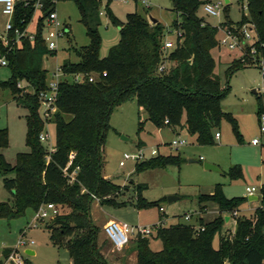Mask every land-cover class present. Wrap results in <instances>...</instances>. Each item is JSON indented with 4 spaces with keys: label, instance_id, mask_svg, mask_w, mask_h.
<instances>
[{
    "label": "trees",
    "instance_id": "trees-1",
    "mask_svg": "<svg viewBox=\"0 0 264 264\" xmlns=\"http://www.w3.org/2000/svg\"><path fill=\"white\" fill-rule=\"evenodd\" d=\"M109 1L107 14L119 27L120 38L107 56L100 57L96 17L100 1L74 0L89 43L76 51L78 61L66 60L60 66L63 74L82 73L84 77L79 81L58 82L57 110L52 119L56 142L52 152L39 139L43 121L37 114V94L46 88L42 55L54 51L47 49L42 38L43 18L53 4L44 2L33 39L21 35L15 42L14 30L24 32L34 12L32 3L25 5L24 0H17L7 43L0 39V53L10 69V76L0 86L9 88L15 102L27 109L28 147V151L16 153L14 163L7 162L1 150L8 146V133L6 128H0V170L12 174L11 178L4 179L12 202H0V217H16L27 208L36 211L43 203L68 206L67 213L54 216L45 225L50 242L66 248L71 264H114L101 252V244L97 242L99 231L90 213L94 198H100L116 186L101 173V151L110 128L111 110L134 100L155 125L162 126L167 119L166 125L194 135L198 143H211L212 129L222 117L231 120L236 131L235 121L221 107L226 89L221 88L211 55V50L218 45L219 26L239 27L249 20L255 33L254 56L264 63V0H240L245 2L247 18L236 23L226 20L218 25L204 22L196 13L206 0H171L175 13L172 30L180 35L175 36L174 46L168 52L162 48L166 33L160 21L136 11L127 13L125 20L119 21L109 12ZM243 57L251 58L249 47ZM165 59L171 65L159 71ZM240 65H244L240 58L231 62L232 69ZM90 74L95 75L92 81L88 80ZM20 80H25L32 92L21 93L17 86ZM256 102L259 117L264 112V93L256 96ZM70 153L73 158L67 165ZM180 162L178 154H158L136 164V169L178 166ZM229 171L231 179L242 176L239 166L230 167ZM261 191L264 194V185ZM244 199L226 197L222 186L217 184L211 193L200 194L198 203L213 202L221 212L228 213L237 209ZM107 201L100 200V203ZM155 203L139 199L138 206ZM162 220L160 217L155 230L162 243L159 251L150 248L149 236L135 235L132 245L137 256L135 264H264V206L256 207L249 218L236 216V228L231 236L220 233L224 222L221 214L210 221L197 217L198 229L190 224L164 227ZM215 234H218L216 247L212 244ZM11 250L2 251L6 259Z\"/></svg>",
    "mask_w": 264,
    "mask_h": 264
},
{
    "label": "rangeland",
    "instance_id": "rangeland-1",
    "mask_svg": "<svg viewBox=\"0 0 264 264\" xmlns=\"http://www.w3.org/2000/svg\"><path fill=\"white\" fill-rule=\"evenodd\" d=\"M221 2L223 7L218 16L211 15L200 4L197 15L204 22L218 25L226 20L233 23L247 18L245 2L240 0H210ZM149 7H145L141 0H111L108 3L109 12L119 21H124L126 14L138 12L145 16L157 19L165 26L166 40L175 39L172 30V21L175 13L172 10L171 0H147ZM106 3H102L97 14V33L100 44L98 53L100 57L108 55L110 48L118 43L120 38L119 27L114 24L106 10ZM55 12L61 25H66V32L58 38L57 47L51 53L42 55V67L46 70V81H50L54 73H57L58 81L71 80L69 74H63L61 64L70 60H79L77 50L89 43L85 25L80 19V13L74 0H59L56 2ZM41 10L36 8L28 24L25 33H35ZM9 15L2 12L0 4V39L7 35L6 23ZM47 29V26H45ZM219 32V39H222ZM168 52V50H165ZM214 59V72L220 79L222 89L226 93L221 101L222 110L230 115L236 123V131L231 120L222 117L212 129V142L200 144L195 136L185 130H178V134L171 127L163 124L157 126L148 119L146 110L138 107L134 100H127L115 106L109 115L110 128L105 135V142L101 151V173L111 180L116 186L109 193L94 198L90 206V213L98 228V244H101L103 253L110 263L124 262L127 252L132 249L135 236L130 235L129 243L121 251H113L111 246L102 236L101 222L114 220L133 227H152L159 224L162 217V225L169 227L175 224H190L197 226L195 217H202L205 221L214 218L210 204L203 210L198 203L200 194L213 191L215 185L222 186L226 197L240 196L244 201L237 209L238 217H251L256 207L264 206V194L261 191L264 185V136L260 134L257 115L256 96L260 94L264 86V76L261 69L254 65H244L232 69L231 62L238 60L242 52L238 48L230 49L222 42L211 50ZM239 63H241L239 61ZM167 69L171 62L167 59L163 62ZM10 69L0 65V82L8 79ZM22 92H32L25 80L19 81ZM255 90L253 92L252 90ZM42 106L38 105L37 114L41 117ZM27 109L15 102L7 87L0 86V128H6L8 133V146L1 151L9 163H14L18 152L28 151L26 145V121ZM42 132L48 135L44 145L54 147L56 142V128L52 120L43 122ZM219 132L218 138L214 133ZM183 138L186 143L172 148L169 142L174 138ZM259 138V143L253 145L251 140ZM152 148H157L158 153L151 155ZM138 149L144 154V158L135 160L129 158L124 165L119 162L124 153H135ZM178 154L181 162L176 165H164L136 169V164L151 160L158 154ZM207 162L217 169L205 168ZM239 166L242 176L231 179L230 167ZM12 174L0 170V202H12V194L4 184L5 178H11ZM144 185L138 189V186ZM246 187H253L255 200H249ZM169 195L177 196V199L169 202ZM139 199L147 202H156L152 205L138 206ZM108 200L110 202H102ZM114 202V203H113ZM163 208L162 211L158 207ZM61 213H67L70 209L66 205L59 207ZM233 210V211H234ZM232 212H223L230 216L227 221L224 218L220 233L223 236H231L236 228V221ZM202 213V214H201ZM185 214H192L191 219H185ZM224 217V215H222ZM47 221L37 223L35 211L27 208L23 214L16 217H0V262L12 264L3 256L4 249L17 248L23 262L29 264H71L66 248L63 245L55 246L50 242V232L45 225ZM36 224V225H35ZM101 236L103 239H101ZM20 238L32 239L33 244L19 245ZM218 234L213 238V246L216 247ZM149 246L153 251L162 248L161 240L153 231L149 236ZM32 249L29 254L26 249ZM123 256V257H122ZM123 258V259H122Z\"/></svg>",
    "mask_w": 264,
    "mask_h": 264
},
{
    "label": "built area",
    "instance_id": "built-area-1",
    "mask_svg": "<svg viewBox=\"0 0 264 264\" xmlns=\"http://www.w3.org/2000/svg\"><path fill=\"white\" fill-rule=\"evenodd\" d=\"M17 0H0V4L2 6V12L4 14L9 15L10 20L6 23V31L8 32L10 29H12V22H11V16L13 15L15 3ZM48 1L50 4H53V7L46 13V15L43 18V26H42V38L45 42V45L47 49L49 50H55L57 47V40L59 37H61L66 32V25H61L59 21L57 20V15L55 12V6L56 2L59 0H24V4L28 5L32 3L34 10L36 8L42 9L44 2ZM100 5L102 3L107 2L108 0H99ZM142 4L145 7H149V2L147 0H141ZM203 9L211 14L218 16L220 14V10L223 7V4L221 2H211L210 0H206L202 3ZM100 8V7H99ZM47 26V29L45 28ZM27 29V28H26ZM16 33V40L15 42H18V36L24 35L27 36L30 40L33 39L34 33H25L21 32L19 33L16 29L14 30ZM175 32V31H174ZM219 32L223 35L222 39H218V45L222 42L228 48H238L242 52V56L240 57L241 61L245 63V61H249V63H245L247 65H254L261 69V72L264 76V63L261 59H257L254 56L255 48L252 46V43L255 39V33L253 24L246 20L244 21L239 27L236 26H219ZM175 35H180V33L175 32ZM2 40V39H1ZM5 44L7 43V35L2 40ZM174 46V39L166 40L164 39L162 43L163 50H168ZM246 47H249L250 52V59H245L243 57L244 50ZM0 65L1 66H7V60L3 54L0 53ZM164 69V65L161 64L158 67L159 71H162ZM104 74V73H103ZM54 77L57 78V73L53 74V77L50 81H46V88L44 90H40L37 94L38 102L42 106V112H41V119L43 122H48L49 120L53 119L54 113L56 112L57 108L55 105V100L57 97V87H58V80L54 79ZM84 77V74L82 73H75L71 75V80L79 81ZM95 78L94 74H90L88 77L89 81H92ZM17 85H20L19 82ZM260 93H264V86L261 89ZM259 130L261 136H264V112H262L259 117ZM164 123L167 124V119L164 120ZM178 130L177 128L175 129ZM219 132L214 133V137H219ZM48 138V135L43 133L42 131L39 134L40 141L44 142ZM186 143V140L180 137L174 138L169 142V146L172 148H177L180 145ZM252 144L257 145L259 143V138H253L251 140ZM49 152H52L54 150L53 147L47 148ZM151 155H155L158 153V149L152 148L150 151ZM73 158V153L69 154V161L67 165L71 163V159ZM133 158L135 160H140L144 158V154L141 151V149H138L135 153H124L123 159L119 162V164L122 166L125 163L126 159ZM77 168L72 172V175L75 173ZM246 193L247 195H253L254 189L253 187H246ZM61 205H57L54 203H43L41 204L37 210L35 211V220L37 223H42L44 221H48L54 216L60 214L59 207ZM159 211H162L163 208L161 206L158 207ZM233 218L237 216V212H233ZM185 219H191L192 214H185ZM36 225V224H35ZM158 225H154L152 227L144 226V227H133L125 223H118L114 220H107L102 225V233L104 234L105 240L108 242V244L111 246L113 251H121L130 241V235H140L141 237H148L152 234L153 231L156 230V227ZM196 227V226H195ZM198 229V227H196ZM202 229V228H200ZM19 245L26 246L33 244L34 241L32 239H24L20 238ZM7 259H9L13 264H24L22 256L18 252L17 248H13L11 252L9 253Z\"/></svg>",
    "mask_w": 264,
    "mask_h": 264
},
{
    "label": "crops",
    "instance_id": "crops-1",
    "mask_svg": "<svg viewBox=\"0 0 264 264\" xmlns=\"http://www.w3.org/2000/svg\"><path fill=\"white\" fill-rule=\"evenodd\" d=\"M172 129V131L173 132H175L176 134H178V130L176 131L175 129H173V128H171ZM220 136V135H219ZM253 145H255V144H253ZM254 195V194H253ZM207 203H212V204H210V208H211V210H212V212H213V215H215L214 216V218L215 217H217L218 215H224V218H225V216H227V219H225L226 221L228 220V219H230V216H228V215H226L225 213L223 214V212H221L220 211V209H219V207H218V205L216 204V203H213V202H207ZM202 208H203V210H206V208H208V206L206 205V203H202V206H201ZM202 214V213H201ZM196 218L197 217H195L194 218V221L196 222ZM202 218V217H201ZM213 218V219H214ZM93 220V219H92ZM109 220V219H108ZM107 220H103L102 222H101V226L106 222ZM94 222V221H93ZM96 224V223H95ZM97 225V224H96ZM102 231V230H101ZM104 234L102 233V236H103ZM101 236V239H103V237ZM99 238V237H98ZM26 250H32V249H29V248H27ZM101 252H102V254L104 255V253H103V250H102V248H101ZM105 256V255H104ZM123 257V256H122ZM126 260H124V262L123 263H126V264H135L136 263V260H137V256H136V251L135 250H133V249H131L129 252H127V256L126 257H124ZM123 259V258H122ZM118 263H122V262H115L114 264H118ZM1 264V263H0Z\"/></svg>",
    "mask_w": 264,
    "mask_h": 264
},
{
    "label": "water",
    "instance_id": "water-1",
    "mask_svg": "<svg viewBox=\"0 0 264 264\" xmlns=\"http://www.w3.org/2000/svg\"><path fill=\"white\" fill-rule=\"evenodd\" d=\"M252 91L255 92L254 89H253ZM203 165H204L205 168H208V169H217L216 166H214V165H212V164H209V163H207V162H204ZM175 199H177V196H174V195H169V196L167 197V200H168L169 202H171V201H173V200H175ZM248 199H249V200H255V199H257V196H256V195H248ZM225 219H227V216H225ZM26 252L29 253V254H32V253H33L32 250H26Z\"/></svg>",
    "mask_w": 264,
    "mask_h": 264
}]
</instances>
